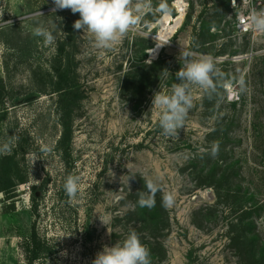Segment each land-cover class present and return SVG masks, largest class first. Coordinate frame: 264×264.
Returning <instances> with one entry per match:
<instances>
[{
	"label": "rangeland",
	"instance_id": "374dc122",
	"mask_svg": "<svg viewBox=\"0 0 264 264\" xmlns=\"http://www.w3.org/2000/svg\"><path fill=\"white\" fill-rule=\"evenodd\" d=\"M168 1L163 0L172 26L178 0ZM180 1L181 21L157 51L154 37L166 15L157 10L161 0H153L154 8L111 50L95 48L91 35L79 30L71 67L82 99L74 112L72 162L66 167L57 150L61 128L49 82L71 10L53 12V0H0V159L13 158L9 176L15 184L11 199L0 193V264H26L21 243L32 228L54 252L33 264H92L104 246L143 230L142 211L131 214L138 193L146 190L141 175L159 178L161 196L175 195L174 205L165 208L168 227L158 239L165 258L158 264H252L256 251L241 246L231 225L241 214L238 197L243 198L241 205L250 209L243 221L247 242L253 233L264 246V33L237 35L220 0ZM38 11L43 16L34 19ZM36 19L52 32L53 43L33 35ZM183 51L214 59L223 74L222 99L214 97L215 105L205 108V93L194 88L184 128L178 138H168L152 99L178 83ZM156 59L158 66L149 68ZM233 101L235 112L228 105ZM232 117L230 140L211 157L240 168L241 189L233 188L237 198L223 194L218 201L212 189L196 187L205 173L192 160L199 154L211 158L204 151L214 142L208 132ZM254 120L259 123L255 141ZM69 175L80 178L78 196L71 200L63 189Z\"/></svg>",
	"mask_w": 264,
	"mask_h": 264
},
{
	"label": "clouds",
	"instance_id": "9594fccd",
	"mask_svg": "<svg viewBox=\"0 0 264 264\" xmlns=\"http://www.w3.org/2000/svg\"><path fill=\"white\" fill-rule=\"evenodd\" d=\"M54 9H70L73 14L79 13L73 28L83 33H88L93 39V45L97 49L111 50L118 45L141 23L146 12L154 8L153 0H53ZM235 7V4L233 3ZM158 11L167 14L170 12L167 4L161 0ZM43 16L41 11L34 14V19ZM11 21H4L5 25H11ZM33 35L42 37L44 42L51 44L55 37L52 32L38 19ZM250 26L257 31L264 32V8L253 9L249 17ZM182 66L175 73L178 83L171 86L170 92L164 94L156 92L152 99V105L159 110V127L162 134L168 138H178L179 130L184 128L189 112L193 108V89L202 90L211 100L214 97L222 99L219 91L224 85L221 83L223 74L217 67L214 59L207 55L197 56L191 51L180 53ZM239 91H246L243 79L239 81ZM213 158L219 154V144L213 142L210 150H204ZM144 180L146 191L138 193V204L141 207L151 209L155 206V195L162 191L159 178H146ZM80 178L78 176H67L63 189L71 199H75L80 191ZM175 203V195L172 192L162 194V206L171 208ZM104 225L108 221L99 217ZM108 227V226H107ZM109 231V230H108ZM92 264H151V253L144 245L135 230H131L122 242L113 246H104L92 261Z\"/></svg>",
	"mask_w": 264,
	"mask_h": 264
},
{
	"label": "trees",
	"instance_id": "16d2710c",
	"mask_svg": "<svg viewBox=\"0 0 264 264\" xmlns=\"http://www.w3.org/2000/svg\"><path fill=\"white\" fill-rule=\"evenodd\" d=\"M169 0L168 2H170ZM221 5L225 12H230L228 1L220 0ZM79 13L73 14L68 13L67 18L65 19L63 25L64 40L60 41L57 47V56L58 61L54 66V78L49 82V91L50 93L56 94V115L57 121L61 128L60 136L57 140V150L59 152L60 158L62 159L65 166H69L72 162V139H73V121H74V112L79 107V102L82 99V94L79 91V88L76 84V81L73 76L72 64L74 58V41L78 37L79 30L73 28L74 22L79 19ZM159 59H156L152 62L149 68H156L159 64ZM154 79V77H152ZM153 82V80H150ZM171 85V84H168ZM46 90H42L45 92ZM1 95V91H0ZM205 108H211L215 105L216 100H210L207 96L202 98ZM226 98H224V101ZM244 99L241 98V102ZM1 103V96H0ZM229 107L235 112L238 103L233 101L228 103ZM236 120L234 117L222 121L218 126H215L210 129L207 136L212 139L214 142L219 144V152L224 151V146L226 141L230 140L229 129L234 126ZM259 123L254 120L250 123V127L253 133V140L259 138L258 134ZM256 132V134H255ZM207 156L206 154H199ZM196 155V159L192 160L194 163L199 165L200 173H205V176L202 177V180L196 184L197 188H210L213 190L216 199L219 201L224 198L223 194H226L228 197L237 198L235 194L236 190H233L234 186L241 189L240 186V168H236L234 164H223L221 160L212 159L211 155L209 160L201 159L202 157ZM209 156V154H208ZM13 158L11 156H5L0 159V193L3 194L6 199H11L13 196V189L15 187L14 182L9 176L11 171V165ZM66 169V171H68ZM20 183H24L23 179L20 180ZM235 187V188H236ZM236 188V189H237ZM35 190V188H33ZM146 191V190H145ZM232 195V196H231ZM243 198L238 197L239 219L236 220L235 224L231 225V228L237 227L238 234L234 238L238 239L241 242L243 248H249L255 250L252 254L251 263L252 264H264V246L257 244L255 236L252 233L251 238L248 239V228L245 227L244 219L249 215V208L244 209L240 203ZM36 204H34V211ZM142 211L143 220H142V230L147 232V234H141V230H136L137 234L140 237L141 242L148 247L151 253V263L156 262V264L163 261L165 258V250L158 241L159 237H162V233L168 227V216L165 208L162 206V196L157 192L155 195V206L151 209L147 207H141L136 202V208L132 211L131 214L138 213ZM245 217V218H244ZM253 224V223H252ZM141 226V224H140ZM145 226V227H144ZM150 231V232H149ZM252 231V230H251ZM164 235V234H163ZM257 237V236H256ZM23 255L26 264H33L34 262L40 260L42 257H50L54 252L48 247L45 242H43L35 228H32L30 234L24 238L21 243Z\"/></svg>",
	"mask_w": 264,
	"mask_h": 264
},
{
	"label": "built area",
	"instance_id": "2783aa9c",
	"mask_svg": "<svg viewBox=\"0 0 264 264\" xmlns=\"http://www.w3.org/2000/svg\"><path fill=\"white\" fill-rule=\"evenodd\" d=\"M237 35H256L264 32L254 30L249 24L253 9L264 8V0H227ZM235 4V7L233 6Z\"/></svg>",
	"mask_w": 264,
	"mask_h": 264
},
{
	"label": "bare ground",
	"instance_id": "6f19581e",
	"mask_svg": "<svg viewBox=\"0 0 264 264\" xmlns=\"http://www.w3.org/2000/svg\"><path fill=\"white\" fill-rule=\"evenodd\" d=\"M176 9H177V13H178V17L175 20L174 25H170L169 23V19L170 16L168 14L164 15L160 20H159V25L161 26V30L159 31V33L154 37V39L157 41V45H156V51L159 50L160 46L162 43H166L167 39H169V37L173 34V32L175 31V29L178 27L181 18L185 12V8H184V4L182 3V1L178 0L174 3Z\"/></svg>",
	"mask_w": 264,
	"mask_h": 264
},
{
	"label": "water",
	"instance_id": "95a60500",
	"mask_svg": "<svg viewBox=\"0 0 264 264\" xmlns=\"http://www.w3.org/2000/svg\"><path fill=\"white\" fill-rule=\"evenodd\" d=\"M208 192H211V190H207Z\"/></svg>",
	"mask_w": 264,
	"mask_h": 264
}]
</instances>
